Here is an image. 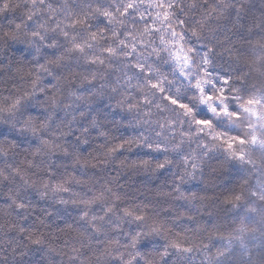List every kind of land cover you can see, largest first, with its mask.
I'll use <instances>...</instances> for the list:
<instances>
[{"label":"snow or ice","instance_id":"obj_1","mask_svg":"<svg viewBox=\"0 0 264 264\" xmlns=\"http://www.w3.org/2000/svg\"><path fill=\"white\" fill-rule=\"evenodd\" d=\"M250 12L243 0H0V54L19 53L20 82L0 90V264H49L40 229L56 221L76 234L60 264H192L194 253L227 264L233 240L257 229L241 218L212 254L188 207L208 198L182 191L217 153L256 179L214 202L259 215L264 231V9L247 24ZM133 148L137 160L120 159ZM117 160L170 174L162 194L185 201L176 218L196 227L172 232L128 203L105 175Z\"/></svg>","mask_w":264,"mask_h":264},{"label":"trees","instance_id":"obj_2","mask_svg":"<svg viewBox=\"0 0 264 264\" xmlns=\"http://www.w3.org/2000/svg\"><path fill=\"white\" fill-rule=\"evenodd\" d=\"M243 3L251 9L250 14L245 17V22L252 24L253 17L258 19L261 16L262 9H264V0H243ZM255 31H259V29H255ZM233 42L239 46L237 37H233ZM18 58L19 53H15L14 56L12 50H8L7 54H0V90H3L2 82L5 81L8 82L9 86H19V76L16 73V69L19 67L17 62ZM29 70L30 66H25L23 72L27 73ZM50 79L49 77H45V82ZM14 80L17 82L16 85L12 83ZM76 83L78 84L79 81H76ZM5 94L7 93L5 92ZM130 134V132L126 133V135ZM116 135H119V133H116ZM99 143L100 141L93 137L92 148H95ZM92 148H89L87 151L91 152ZM120 159L130 164L132 161L138 159V150L133 148L130 152L126 151ZM222 160L223 157L217 153V158L213 159L209 166L205 168L203 177L189 181L182 187V191L186 195L196 193L198 197L208 198L203 203L197 200L192 202L191 205H188V207L195 205L191 215L196 217L202 227L208 229L204 233V243L209 242L207 237L211 234L212 243L210 247L212 254H215L218 248H222L227 243L226 238L230 234L233 236L237 234L235 230L241 226L240 220L244 218L245 224L251 223L249 226L255 227L257 231L254 234L245 233L242 243L238 239L233 240L231 248L232 254L228 256L227 264H264V231L260 230L261 217L255 215L252 220L248 221L244 217L243 209L226 210L225 205L220 204L218 201L214 202L215 198L221 196V193L225 192L226 189L238 187L245 176L253 182L256 177L249 176L247 173L239 171L230 164H223ZM105 175L108 177L118 176V184L121 186L123 193L126 194L125 200L128 203H136L141 206L148 205L147 212L149 214L158 211L160 218L168 221L172 232H182L184 229L196 227L185 216H181L179 219L176 218L177 212L184 213L186 211L184 206L185 201H175L172 197L162 194L172 191V177L170 174L158 175L155 173L135 171L131 168L121 170L119 160H117L114 165L108 166ZM2 203L3 201L0 199V204ZM48 203H51V201L47 203L41 201L39 207L47 208ZM196 209H199V211ZM37 211H39V208H37ZM167 212H171L172 215H166ZM4 223L5 217L0 212V225ZM57 225L63 227L60 221H56L50 227L41 228L40 231L44 233L46 243L50 244L56 250V253H59L61 250L67 251L66 242L74 238L76 234L61 232ZM129 227L131 230H138L135 224ZM187 234L192 235L191 231ZM221 237L225 239H221ZM0 239H6L3 235V230H0ZM56 253L53 254L54 258L49 264H60L61 259L66 260V257H61ZM192 264H207V260L203 254L194 253Z\"/></svg>","mask_w":264,"mask_h":264}]
</instances>
